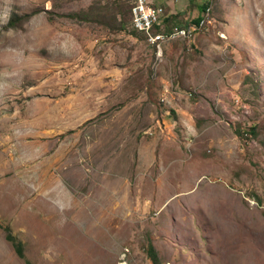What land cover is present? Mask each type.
<instances>
[{"label":"rangeland","instance_id":"rangeland-1","mask_svg":"<svg viewBox=\"0 0 264 264\" xmlns=\"http://www.w3.org/2000/svg\"><path fill=\"white\" fill-rule=\"evenodd\" d=\"M118 1L0 0V264H264V0Z\"/></svg>","mask_w":264,"mask_h":264},{"label":"built area","instance_id":"built-area-1","mask_svg":"<svg viewBox=\"0 0 264 264\" xmlns=\"http://www.w3.org/2000/svg\"><path fill=\"white\" fill-rule=\"evenodd\" d=\"M210 9L211 8L205 6V8L200 11V13H205V21H207ZM130 12L131 27L135 31L142 33L150 46L154 44L155 37L160 35V30L152 32L151 28L153 26H162L161 18L164 15L163 8L159 5H152L147 0H130ZM205 21L190 22L183 27L172 26L171 28H173V31L179 32V39H192V32H195L197 29H202L205 25ZM239 103L241 104V102ZM239 103L236 99L235 104Z\"/></svg>","mask_w":264,"mask_h":264},{"label":"trees","instance_id":"trees-1","mask_svg":"<svg viewBox=\"0 0 264 264\" xmlns=\"http://www.w3.org/2000/svg\"><path fill=\"white\" fill-rule=\"evenodd\" d=\"M205 4L199 6V11H202L205 8ZM113 9L115 14L120 16V19L117 22V27L119 30L125 29V26L127 24V20L131 18V12H130V4L127 5L126 2L123 1H118L114 3ZM71 15V14H69ZM201 18H199V14L196 16L195 19H193V22H198L200 21ZM188 23H185L183 25H178V26H185ZM162 28V29H161ZM171 28V26H167L166 22L164 23L162 20V26H153L151 28L152 32L158 31V30H163V31H168ZM134 35L136 34V31H133ZM6 238L11 241L12 245L14 246L15 251L17 252L18 255H22V250H21V243L16 240V238L10 234L9 231L6 233ZM147 255L149 256L150 259H152L153 262H157L156 260V254L153 249V246L149 244L146 248Z\"/></svg>","mask_w":264,"mask_h":264},{"label":"crops","instance_id":"crops-1","mask_svg":"<svg viewBox=\"0 0 264 264\" xmlns=\"http://www.w3.org/2000/svg\"><path fill=\"white\" fill-rule=\"evenodd\" d=\"M147 1L152 5H159L163 8L164 15L162 16L161 19L163 20L164 23L169 22L172 15L176 12V10H174V6L185 5L184 4L185 0H147Z\"/></svg>","mask_w":264,"mask_h":264},{"label":"bare ground","instance_id":"bare-ground-1","mask_svg":"<svg viewBox=\"0 0 264 264\" xmlns=\"http://www.w3.org/2000/svg\"><path fill=\"white\" fill-rule=\"evenodd\" d=\"M208 3H209V2H206V5H207V6H208ZM208 8H209V6H208ZM176 36H179V32H177V31H175V33L170 34V35H169V38H174V37H176ZM160 37H161V35L156 36V37H155V41L157 40V38H160Z\"/></svg>","mask_w":264,"mask_h":264}]
</instances>
